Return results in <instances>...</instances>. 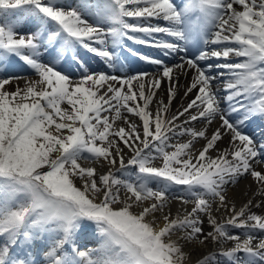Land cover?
Wrapping results in <instances>:
<instances>
[{"label":"snow or ice","instance_id":"snow-or-ice-1","mask_svg":"<svg viewBox=\"0 0 264 264\" xmlns=\"http://www.w3.org/2000/svg\"><path fill=\"white\" fill-rule=\"evenodd\" d=\"M0 69V264H264V142L245 131L264 121V0H0ZM244 176L260 200L236 208ZM90 225L96 252L76 242Z\"/></svg>","mask_w":264,"mask_h":264},{"label":"bare ground","instance_id":"bare-ground-1","mask_svg":"<svg viewBox=\"0 0 264 264\" xmlns=\"http://www.w3.org/2000/svg\"><path fill=\"white\" fill-rule=\"evenodd\" d=\"M68 3H74L76 2L75 0H67ZM75 4V3H74ZM27 19V18H25ZM90 21L92 20V17H89ZM153 23H160L161 25H163L165 22L163 21H152ZM103 27L105 29L108 28V24H104ZM18 31H22V26L20 28H18ZM158 36H160L159 34H157ZM130 42V41H129ZM148 52L151 54L154 51L148 50ZM175 60L172 61L171 63H179L180 59H176L175 56H172ZM167 61V60H166ZM95 64L92 65V67L97 68L98 70H100L102 68V65L98 62L97 59H94ZM137 69H142L145 70L149 73H152L155 69L154 66L148 65L146 63H143L142 65L138 66ZM10 71V72H9ZM9 74L7 75H19L22 77H30L31 76V72L28 70H25V68L23 67L22 64L16 65L14 66V68L8 67V71ZM0 73H3V69H0ZM192 78V73L188 72L186 74H181L179 76V84H180V94L177 96L176 100L173 102V104L171 105V111L175 112L177 110V108L182 104V103H186V100H182L181 96L183 94V90H184V86L189 84ZM21 86H23V81L20 82ZM167 88H168V84L167 82H163L161 85V88L159 89V93L161 98L166 99L167 98ZM191 96H189L188 99H190ZM133 119H136L135 117H133ZM216 125H213L212 127L214 128ZM195 127L199 128L201 127V125L199 123L195 124ZM209 131H211V128L209 129ZM203 141L200 142V144H202ZM200 144H197V147H200ZM226 143L221 144L220 147L224 148L226 147ZM96 167L98 168V171L100 173H106L107 172V168L100 166L99 164L96 165ZM115 175L116 176H120V172L115 171ZM256 185L253 183L252 178L249 176H244L238 179V182L236 184H230L226 187V192H227V197L228 200L230 201V203L234 204L236 208H239L241 206H243V204H245L250 198L253 199L255 202H259L260 197L257 195H254V192L256 190ZM181 193L177 190V188H172L169 190V196H170V200L168 203V208H170L171 212L173 215H175L177 213V211H180V214L183 215L184 214V210H188L190 211L192 208V204L189 203L187 205L182 204V202L179 199H176L175 197H178ZM213 207L215 208L216 205L214 204ZM252 211L257 213V214H261L264 213V208H256L253 207ZM217 216V219L219 220L224 214L223 211L221 212H216L214 213ZM205 228V232L210 230V227L208 226L207 222H205L204 225ZM239 231V230H236ZM86 236H89V234H84L83 232H79L77 233L76 236V241L77 240H85ZM257 239L259 238H264V234L257 232L256 233ZM93 238V237H92ZM48 243H50V241L48 240L47 235H45L42 239H37L34 244H35V248L37 250H39L42 247H45ZM101 243V239L100 238H95V243L93 245H87L88 250H91L93 252H96L100 246ZM230 246V245H225ZM217 245L215 244H209L208 248L202 249L201 251L204 253L207 252H216L217 251ZM187 251V249H185ZM43 256L42 254L40 256L37 257V260H42ZM221 264H224L223 260H221Z\"/></svg>","mask_w":264,"mask_h":264},{"label":"rangeland","instance_id":"rangeland-1","mask_svg":"<svg viewBox=\"0 0 264 264\" xmlns=\"http://www.w3.org/2000/svg\"><path fill=\"white\" fill-rule=\"evenodd\" d=\"M75 1H76V0H75ZM74 3H75V2H74ZM74 3H73V4H74ZM74 6H75V4H74ZM23 30H25V29H23ZM23 30H22V31H23ZM82 231H83V233H85V234L90 233L92 236H99V234H98V232L96 231L94 225H90L89 227L83 229ZM81 248H82V247H81Z\"/></svg>","mask_w":264,"mask_h":264}]
</instances>
